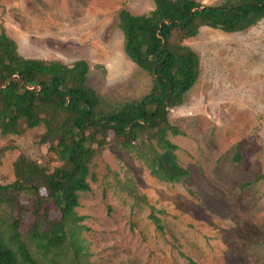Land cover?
<instances>
[{
  "label": "rangeland",
  "instance_id": "374dc122",
  "mask_svg": "<svg viewBox=\"0 0 264 264\" xmlns=\"http://www.w3.org/2000/svg\"><path fill=\"white\" fill-rule=\"evenodd\" d=\"M121 8L140 15L153 2L0 0V27L26 58L85 61L87 83L113 108L151 84L124 53ZM183 42L197 54L199 74L182 104L168 112L182 131L168 138L188 175L162 182L133 152L113 143L99 148L89 167L90 189L79 192L75 208L78 245L68 235L64 245L45 251L31 236L32 215L25 210L17 231L32 263L21 264H264V19L239 32L201 27ZM43 132L40 125L19 135L0 133V184L14 179L19 154L49 170L59 165L40 143ZM48 206L53 218L54 205ZM15 217L0 206L7 242Z\"/></svg>",
  "mask_w": 264,
  "mask_h": 264
},
{
  "label": "trees",
  "instance_id": "16d2710c",
  "mask_svg": "<svg viewBox=\"0 0 264 264\" xmlns=\"http://www.w3.org/2000/svg\"><path fill=\"white\" fill-rule=\"evenodd\" d=\"M152 2L145 14L126 8L117 13L124 53L149 74L151 84L147 93L113 108L87 83L85 61L26 58L0 27V133L19 135L41 125L40 143L59 162L49 170L19 154L12 165L14 179L0 184V206L16 213L10 243L0 231V264L32 263L17 231L25 210L32 215L31 236L45 251L64 245L68 235L78 245L79 192L90 189V164L96 151L109 143L133 152L159 181L179 183L188 175L177 161V145L168 138L182 134L169 122L168 112L182 104L199 74L198 56L183 41L201 27L224 32L249 28L264 19V0ZM149 217L160 228L159 218L152 213Z\"/></svg>",
  "mask_w": 264,
  "mask_h": 264
},
{
  "label": "crops",
  "instance_id": "0c3cea01",
  "mask_svg": "<svg viewBox=\"0 0 264 264\" xmlns=\"http://www.w3.org/2000/svg\"><path fill=\"white\" fill-rule=\"evenodd\" d=\"M16 43V42H15Z\"/></svg>",
  "mask_w": 264,
  "mask_h": 264
}]
</instances>
